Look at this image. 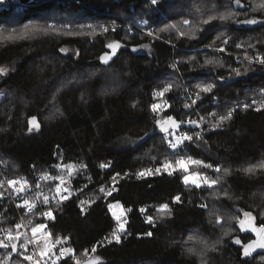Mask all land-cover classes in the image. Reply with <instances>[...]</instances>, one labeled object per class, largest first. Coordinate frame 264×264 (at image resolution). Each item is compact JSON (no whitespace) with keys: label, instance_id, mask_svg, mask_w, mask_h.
<instances>
[{"label":"trees","instance_id":"obj_1","mask_svg":"<svg viewBox=\"0 0 264 264\" xmlns=\"http://www.w3.org/2000/svg\"><path fill=\"white\" fill-rule=\"evenodd\" d=\"M70 1L71 5L66 7L51 3L23 13L0 14V69L4 70L0 72V162L4 164L6 181H24L26 185L20 197L26 199L38 188L37 175L42 172L53 173L66 165H73L76 171L70 182V187L79 194L76 200L62 204L51 195L47 203L43 201L44 208L52 213L51 220L45 221L43 217L39 220L34 215L32 229L47 224L52 236L67 238V248L73 250L75 259L81 260L87 250L85 257L99 256L100 264H264V254L242 260L243 246L254 238L245 234L239 223L224 238V229L215 222L217 211L220 216L250 212L256 218V227L264 224V169L257 168L254 173L243 171L264 162V66H256L255 72L243 80L231 79L236 70L246 71L248 66L236 65L232 58L215 53L223 49L241 57L264 59V10L255 11L262 22L246 29L238 26L236 17L228 16L231 8L228 10L225 3L219 4L223 0H215L214 7L212 0L205 1L194 10L197 14L194 24L187 19L189 26L171 25L164 36L159 35L151 44L149 52H143L141 47L148 42L146 39L126 33L102 34L91 30L77 33L76 25L80 20L77 22L75 18L80 12L91 10L95 16L109 11L118 16L128 15V8L134 6L135 15L130 17L145 16L157 32L156 21L169 20L166 16L168 1L155 8L142 4L147 0ZM232 2L234 9L236 3ZM245 4L240 1L241 8L234 11L247 14L255 7V4ZM49 9H54L52 13L60 10L64 16H56L57 21L51 23L52 19L47 17ZM211 9L210 17L214 19L209 15L206 19ZM77 10L80 12H75ZM221 16L229 18L222 20ZM64 23L71 25L69 31L59 29ZM33 28L45 30L24 35ZM175 28L181 40L175 35ZM191 28L204 32L200 40L192 41L187 35ZM22 32L23 38L11 41ZM229 34L231 36H223ZM249 39L250 44L245 41ZM108 42L119 43L118 54L110 63L101 64L100 57L111 54ZM254 45L256 50L251 51ZM173 52H176L173 59L179 60L178 72L170 71ZM123 56L127 62L121 61ZM190 58L195 61L186 63ZM110 70L115 71L110 80L112 84L104 83L105 86L110 84L106 88L102 78ZM204 72L212 74L201 75ZM84 73H101L102 77L92 76L64 87L65 80L79 78ZM163 76L172 87L178 85L179 90L173 87L170 91L165 102L167 110L159 120L150 108L155 104L152 96L156 90L168 86L166 83L158 86ZM208 84L213 85L211 91L200 90ZM185 88L200 97L198 111L204 119V129L199 138L195 137L196 125L188 123L195 119L194 113L180 99ZM239 106L245 109L227 120H218ZM55 109L57 113L52 116ZM31 117L36 118L39 128L29 133ZM168 117L182 129L156 133L158 126L171 124ZM183 135L193 141L185 146ZM159 139L166 145L176 142L182 146L177 152L168 147L170 153H185L203 165H211L205 168L216 173L215 194L226 196L225 200L215 201L216 209H210L214 195L211 190L189 188L179 175H156L153 166H147L145 154H149L151 147L160 149L156 143ZM124 140L139 143L133 148L117 147V143ZM143 168L152 170V174L138 176ZM217 168L220 171H216ZM224 169L228 170L227 174ZM44 185L45 180L43 188L40 187L48 196L50 186ZM101 188L111 189V195L100 197ZM177 196L179 201H174ZM53 199L58 201L57 206L51 205ZM109 204H119L127 213L120 243H108L115 228L108 212ZM163 204L168 205V211L158 220L155 208ZM15 214L8 200L0 204V231H7L0 241L8 245L0 247V264H32L25 257L29 254L33 257V249L29 246L23 250L20 242L13 239ZM148 217H152L153 224L147 223ZM31 231L29 239L37 240L30 238ZM9 234L14 241L8 243ZM193 236L201 240L193 242L189 239ZM205 243L212 245L211 250L206 246L202 248ZM94 246L95 253L91 251ZM59 252L52 251L56 256ZM56 263L75 264L63 258ZM40 264H52V260Z\"/></svg>","mask_w":264,"mask_h":264},{"label":"rangeland","instance_id":"obj_2","mask_svg":"<svg viewBox=\"0 0 264 264\" xmlns=\"http://www.w3.org/2000/svg\"><path fill=\"white\" fill-rule=\"evenodd\" d=\"M159 1H160V5L159 6H162L163 4L167 3V1L169 2L168 4H170V5L167 8L168 14H166L167 19L169 18V20L168 21L166 20L167 22H161L162 24L161 23H158V21H156V26H157V30H158L157 32H156V29L153 26H150V22L148 21V28L147 29H144L143 28L141 31L144 32V33H150V34H152L151 35V38L144 37L141 32H139V33L134 32L135 29L133 31L132 30H128L133 25H134V27H136V28L139 29L140 28L139 22H142L143 20L147 19V18H145V16H139L138 14H136V16L132 19L130 16H132V14L135 15V12L132 11V9H133V8H131L132 6H130L128 8V12H129L128 15H119V16H118V14H116V13L113 14L110 11L106 15L105 14H102V15H96L95 16V13H93L92 10L89 13H82L79 10H77L75 12H80V14H82V17L79 14L78 15V18H75L77 20L73 19V21L75 20L77 22L80 20V22L77 23V25H76V32L78 33V32H82V31H90L91 30L92 33L93 32H96V33L101 32L102 34H109V33H112V34H114V33L125 34L126 33V34H130V35H133V36L136 35L138 38H140V39H146L148 41L147 43H145L144 45H142L143 47H141V48H142V51L143 52H149V50L151 49V44L153 42L157 41V37L159 35L164 36V34L166 33V31H168V29H166V28H168V27L170 28L171 25H175V23H177L176 25H178V26H180L182 24L184 25L185 23H183V19L184 20L189 19V20H191V24H194L193 20H195V18L197 16V14L194 13V10H195L196 6H198V4H201V3L205 2V1L207 2L209 0H159ZM232 1L233 0H223L222 2L220 1L219 4H224L225 3L224 6L227 7L228 10H229V8H231V10H230L231 12L229 11L230 13H228V16L231 17V18L236 17V19L239 20V21H237L238 26H244L245 23H241V22L242 21H247V20H256L257 23H255V24H260V22H262V20H259L256 17L255 11H258L259 8L257 6L260 5V4H262V3H264V0H250V2H252L251 3L252 5L255 4V7H253V9L256 8V10L254 11L252 9L251 11H248L247 14H242V13L241 14H237L235 11H236V9H240L241 6L235 4V7L233 9L232 8V4H233ZM240 1H244L246 3L245 4L246 6L247 5L249 6V4H250L248 2V0H240ZM49 3L50 2L46 3L45 5L48 6V5L51 4V3L50 4ZM214 3H216L215 0H212V6L214 5ZM144 4H145L144 6H146V5L147 6L148 5L151 6L150 3L145 2V1H144ZM151 8H155V7H151ZM33 9H35V8H33ZM212 9L206 14V19H207V15H209V17H210V14L212 12ZM51 10H54V9H49V12H48L49 14L47 16L49 19H52V20H50L51 23H52V21H57V17L56 16H58V15H63L64 16V14H60V12H61L60 10H58L56 13L50 12ZM263 10L264 9H262V11ZM107 12H108V10H107ZM92 18H94L95 20L92 19ZM170 18H173V20H170ZM50 22H49V25H51ZM233 22H234V19H232V23ZM74 24H76V23H74ZM186 25L189 26V24H186ZM70 26H67V24L64 23V24H62L61 27H59V29L60 30H63V31H69L70 30ZM144 30H147V31H150V32H147V31H144ZM76 32H73V33L74 34H77ZM23 34H24L23 32L21 34L20 33L17 34L16 36H14L11 39V41H13L14 38L20 39ZM201 34H204V32H202V30H197V29H192L191 28L188 31V34L187 35L188 36H191V40L193 41V40H200V38L202 36ZM92 35H94V34H92ZM175 35L177 36L178 40H181L182 39V36H180L177 28H175ZM223 36H231V34H229V35H223ZM245 41H247V43L250 44L251 39L245 40ZM108 43L109 44H112V42H108ZM224 44L226 45V42H224ZM239 44H241V42ZM249 44H247L248 47H249ZM239 48H241V47H239ZM253 50H256L255 49V45L254 46H251V51H253ZM193 51L199 52L200 50H187V52H193ZM216 51H218V50H216ZM64 52H66V50H64ZM174 53H176V52H173V54H172V61L170 63V71H171V68L173 67L172 65H173V61H174V59H173L174 58ZM223 55L228 56L227 54H223ZM233 55H235V54H233ZM229 56H231V55H229ZM237 56H239V55H237ZM241 58L243 59V63L242 64L247 65L248 66L247 67L248 69L246 71L245 70L239 71V75H237V73L236 74L233 73L234 75L231 76V77H233L231 79L237 78L236 80H243V79L247 78L249 75L251 76L255 72V67L257 65H254L252 62H253V60H256V56L253 57L255 59H252L251 57H248V58H250V60L249 59H246V57H243V56ZM121 61L127 62L126 61V57L123 56L122 59H121ZM189 61L194 62L195 60L193 58H190L186 63H188ZM261 66H264V64L261 65ZM114 71L115 70H110L108 72H105V74H104V76L102 78L103 84L105 82H107V81H109V83L112 84L110 80L113 78ZM97 73H99V72H97ZM101 73L100 74H96V73L95 74H92V73H84L79 78L76 77L77 79L76 78L67 79V80L64 81V87L65 86H70L74 82L75 83H80L81 81L82 82L83 81H86V80L90 79L92 76H94V77L96 76L97 78H100V77H102ZM115 75H114V78H116ZM228 82H230V81H228ZM158 83H160L158 85L159 87H163V85H164L163 83H166L167 85H170L171 84V82H169L167 79L165 80V77L164 76H163V78L161 77V81L158 82ZM107 84H108V82H107ZM107 84H106L107 87L105 86V84H104V87H106V88L110 87V84L109 85H107ZM172 85H174V84H172ZM173 87L171 86L170 90L167 91V92H165L163 96H157V95H154V94L152 96V99H153L154 103L159 106L158 109L156 111H154V112L157 113V117H158L159 120H162L163 119L164 112L167 110V105L165 104L166 97L169 94H171V92L173 90ZM174 88L177 89V90H179V86L178 85H176V87H174ZM161 89L162 88L156 90L155 93H158V92L163 91ZM109 90H110V88H109ZM186 90L187 89L185 88L182 92H185ZM150 110H151V112H153L152 107L150 108ZM56 113H57V110L55 109V111L53 112L52 116H54ZM35 129H37V128H35ZM35 129H33L32 131H34ZM171 136H173V134ZM174 137H175V135L172 138H174ZM176 142L179 143L180 140H178V138H177L176 139ZM138 143L139 142H137V141L124 140V141L118 142L117 143V147H119L120 149L133 148V147H136L138 145ZM156 143L158 144V147L160 149L157 150V149H154L153 147H151L147 151V152H149V154H145V157H146L145 163L147 164V166H151L152 165L154 171L156 169H160V171L158 173L155 171V174L156 175H168V176H171L173 174H177V175H179L181 177L182 182H183V177L185 175H190L192 172L199 173V174H201V177H200L201 187L197 188V187H195V185H193L191 183H189L187 185L184 182L183 183L186 186H189V188H195V189H198V190H201L202 189V190H208V191L211 190V194H214V195L211 197L210 204L212 206L210 207V209H212V208L216 209L218 207L217 203H215L216 200H225V198H226L225 195H219L220 196L219 197L218 196L219 193L215 194L216 193L215 192V188L217 187V184L212 185L211 187H209L207 184H204L203 183V178L204 177H207L209 180H215L214 179V177H215L214 175L216 174L215 171H211L210 172V170L208 168L203 167V163H202L201 165L189 164L188 165V172H184L182 169H180L178 166H176V161L177 160H183V161L187 162V161L193 160V159L190 158L189 155H187L185 153H183V154H176V155L170 153V150H169L168 147H169V144L171 142L169 144L167 143V145H166V144L163 143V139H159V140H156ZM166 162L167 163H171L173 165V169L165 170L164 167H163V165ZM145 170L146 169L143 168V171H141V172H144ZM169 172H171V174H169ZM75 173H76V171H75V169H73L72 174L69 175L68 169L66 167H58L56 172L54 171L53 173H49L48 171H44V172H42V174L37 175V177H38L37 181L42 184V181L45 180V185L44 186H46V187L47 186H50L49 191H47L48 192V196H47L48 199L51 197V195H54L60 201H62V204H63V203H66V202H70L71 200H76V197L79 195L78 192L74 191L70 187V185H71L70 182H71L72 178L74 177ZM143 176L146 177V176H149V175L146 174V175H143ZM61 179H63L65 181L64 184H61L60 183ZM57 186H60V188H61V191H60L59 195L57 194ZM65 188L67 189V191H64L63 190ZM34 190H35V193L30 194V197L31 198H29V203L30 204H33L34 205V208H35L37 206H40L42 204V201L40 199H38V197H37V194H36L37 188L36 187H35ZM108 190H111V189H108ZM96 195H97V193H96ZM103 195H105L104 192H102L100 194V197L103 196ZM61 196H65V197H67V199L61 200L60 199ZM107 196L105 195V197H107ZM89 197H90V195H89ZM25 200L28 201V198H26ZM85 201H88V200L86 199ZM39 203H40V205H39ZM159 208L160 207H156L155 208V210H156L155 212H157L156 213L157 214L156 218L158 220H162L163 217H164V215H165V213H167L168 210L166 212H161V211H159ZM108 212H109V215L111 216L112 220L115 222V228H114V230L118 229L119 224L121 222H124V231H125V227H126V224H127V221H126V217H127L126 215H127V213L121 208V206L120 207H114L111 211L108 208ZM113 212L116 213L117 216H120L121 215V212H123V216H121V219L119 221L116 218H114ZM17 213H18V211H17ZM17 213L15 214V220L17 221V219H18V221L16 222V225L14 226V228L11 231V233L13 234V239H15L16 241H19L20 242V246L23 245V250L25 248L29 247V246H30V248H32V246L30 245V239L27 238V237H24L23 234H21V233H19V232H17L15 230V227L17 225H19V223L21 225H23V226L26 225L25 224L26 222L23 223L22 221H20V218L21 217L24 218V216H22L20 213H18V214ZM143 213H144V211H143ZM209 213H210V211H209ZM217 213H218V211L216 212V215L215 216H217V218H219L220 223H217L216 222L217 221V218H216L215 222H216V224H218V226H221L220 227L221 229H224L223 236H224L225 233H227V235L225 234V237L224 238H227L231 234V229L233 228L234 225L238 224V220H246L247 219L243 215L244 212H240L239 213V216L236 213H233V212L230 215L225 214L223 216H220ZM237 213H238V211H237ZM18 216H20V217L18 218ZM37 217L40 220L41 216H37ZM147 219L148 218H146V221H147ZM34 222H35V219H34ZM256 222H257L256 221V218L254 217V220H253L252 223L254 224ZM147 223L148 224H153V221L151 223H149V222H147ZM34 227H37V226H34ZM124 231L118 233L120 235V237L122 236V234L124 233ZM40 232L41 231L37 232L34 235L33 232L31 231L30 238L31 239H38V238H40V236H41ZM200 240H201L200 237L193 236V240H192L193 242H196L197 243ZM11 241H14V240L9 239V238L7 239V242L8 243L11 242ZM112 242H115V241L113 240ZM45 244H47L48 246H50V244L47 243V241L45 239L43 241H41L40 243L38 242L37 254H35V253L33 254L32 253V256L34 258V260H31L30 261L32 264H36V261L39 258H40V263H42L44 260H52V261L53 260H56L55 257H57V256L56 255H53L52 251H51V253L48 256H45V257H43L41 259L40 253L44 249ZM36 246L37 245H34L33 247L35 248ZM205 246L206 247H209V250H211V248H212L211 247L212 245H210L209 243H205V245L202 248H204ZM33 251H34V249H33ZM36 255H38L39 258H36L35 257ZM29 256H30V254H29ZM90 258H92V257H85V256L82 257L81 256L80 259H81V261L84 262V261H87ZM56 262H58V260H56ZM2 264H4V262H2ZM14 264H18V263H14ZM56 264H58V263H56Z\"/></svg>","mask_w":264,"mask_h":264},{"label":"snow or ice","instance_id":"obj_3","mask_svg":"<svg viewBox=\"0 0 264 264\" xmlns=\"http://www.w3.org/2000/svg\"><path fill=\"white\" fill-rule=\"evenodd\" d=\"M157 2V0H152V3L155 4ZM234 2L239 5L240 3V0H234ZM258 8L260 9H264V3L260 4L257 6ZM254 11L256 10V8L253 9ZM229 17L228 16H221L220 19H228ZM210 19H214V17H210ZM185 24H188L189 22L187 20L184 21ZM205 23H207V21H205ZM241 23H246V24H255L257 23L256 20H247V21H242ZM172 27H175V25H173ZM45 29H42V28H33V29H29L26 31V33L24 34L25 36L27 35H30L34 32H38V31H44ZM23 38V37H21ZM239 47V45H237ZM107 47L111 48L112 49V53L113 55L115 54V51L118 47H120L119 43H113V44H109L107 45ZM135 51V49H133ZM221 51H223V49H221ZM111 57L108 55V54H105V55H102L100 57L101 61L103 62H107ZM246 59H249L248 57H246ZM258 60L259 63H262L264 64V59L260 58V57H257L256 58ZM208 63H211V61H208ZM4 70L3 69H0V72H3ZM237 71V75H239V71ZM213 85L212 84H208L206 86H203L200 88L201 91L203 92H209L211 91ZM171 88V85H168L166 86L163 91L161 92H158V93H154V95H157V96H163L165 92L169 91ZM158 105L156 104H153L152 105V109L153 111H156L158 109ZM185 107H188V105H185ZM231 117V111L226 115V116H221L220 117V120L223 121V120H227ZM168 122H171L172 126H176V121L173 120L172 117H168ZM30 127H29V131H32V128L35 127V128H39V124L36 122V118L35 117H31L28 121ZM188 123L190 124H193V125H197V121L195 120H191V121H188ZM157 124H160V121H157ZM198 126V125H197ZM218 126V125H217ZM161 130L162 131H167V128H165L163 125H161ZM199 138V137H197ZM183 139L185 140H190L191 137L189 136H184ZM176 145H172V147H175ZM189 164H195V165H201L202 162L201 161H198V160H189L187 162L183 161V160H177L176 161V166H178L180 169H182L184 172H188V165ZM204 167H211V165H203ZM67 169H68V172H69V175L72 174V171H73V168L74 166L73 165H66L65 166ZM102 167H106V165H102ZM164 169L165 170H168V169H173V165L171 163H165L163 165ZM257 168H261V169H264V162H261L260 164L258 165H255V166H251V167H248V168H245L243 169V171L245 173H254L256 171ZM175 170V169H174ZM157 173L160 171V169H156L155 170ZM216 171H220L219 168L216 169ZM224 172L225 174L228 173V170L227 169H224ZM150 175L152 174V170H145L144 172H140L138 173L137 175L138 176H143V175ZM169 174H171V172H169ZM200 177H201V174L199 173H196V172H192L190 175H185L183 177V182L187 185L189 183L195 185V187L199 188L201 187V182H200ZM10 186L12 185H15V184H21L20 181H9L8 182ZM61 184H64L65 181L63 179H61L60 181ZM203 183L204 184H207L209 187H211L212 185H215L218 183V180H209L207 177H204L203 178ZM24 187L25 185L24 184H21V186L19 188H16L15 190L17 192H22L24 190ZM64 191H67V189H63ZM114 190V189H113ZM61 191V188L60 186H57V194L59 195ZM101 192H104L105 195H111V191L110 190H106L104 188H101L100 189ZM61 200H64V199H67V197L65 196H61L60 197ZM174 201H179L180 197L177 196V197H174L173 198ZM44 202L47 203L48 202V197L45 196L44 198ZM84 202H82L83 204ZM24 205H26L29 209H31L32 207H34L33 204H30L29 201L25 200L24 201ZM114 207H120L119 204H116V205H113V204H109L108 205V208L109 210L111 211ZM130 210V209H129ZM168 210V205L167 204H163V205H160V208H159V211L161 212H166ZM144 209H141V212H143ZM45 216H47L48 218H52V213L49 211V212H46L44 213ZM244 217H246L247 219L246 220H238V223L241 227V229L243 230L245 228V225H247L252 232H254L256 234V239L255 240H252L250 241L248 244L244 245L243 246V255L244 256H248L250 255L255 249L257 248H260V249H264V224L260 225L259 227H256L252 222L254 220V217L252 216V214L250 212H244L243 213ZM113 216L114 218H116L118 221L121 219V216H123V212H121V215L120 216H117L116 213L113 212ZM147 222L151 223L152 222V217H148L147 219ZM217 223H220V220L219 218H217ZM17 227H20V225H17ZM46 228V225L44 224H40L38 225L37 227H34L32 229V232L33 234L35 235L37 232L43 230ZM124 231V222H121L119 224V227L118 229L114 230L111 234V238L108 239V243H111L113 240L116 242V243H120V240H121V237L120 235L118 234L119 232H123ZM227 235V233H225ZM147 235H151V233H147ZM51 234H48V237L50 238ZM9 239H11V235L9 234ZM65 240L67 239L66 237L64 238ZM190 240H192L193 238L192 237H189ZM63 241L59 238H57L55 240V243L59 244V243H62ZM236 243H240L239 240H236L235 241ZM201 243H203L201 241ZM54 246V245H53ZM0 247H8L7 244H5L3 241H0ZM21 247H23V245H21ZM214 250V249H213ZM12 251L15 252L16 251V245L13 244L12 245ZM72 249L71 248H62L60 250V255L56 257V260H59L61 258H63L64 256L66 255H69L72 253ZM91 251L93 253L96 252V248L95 246L91 249ZM189 251L191 252L192 249H189ZM51 253V247L48 246L47 244H45V247L44 249L41 251L40 253V257L41 259L45 256H48L49 254ZM84 255L86 256L87 255V250H85V253ZM25 259L31 261L33 260V257L31 256H26ZM74 261H75V264H82V261L81 260H78V259H75L73 258ZM56 260H53L52 261V264H56ZM101 262V258L99 256H95L93 258H90L88 259L87 261H84L83 264H100ZM36 264H39V261H36Z\"/></svg>","mask_w":264,"mask_h":264},{"label":"built area","instance_id":"obj_4","mask_svg":"<svg viewBox=\"0 0 264 264\" xmlns=\"http://www.w3.org/2000/svg\"><path fill=\"white\" fill-rule=\"evenodd\" d=\"M36 1V4L34 6H27L26 4L22 3L21 0H0V14L2 13H5V12H8V11H14V12H18V13H23L26 11V9H32V8H36V7H39L41 5H44L48 2L50 3H55L57 6H60L61 7V4L60 2L58 1H54L52 2L53 0H35ZM65 1H68V0H65ZM41 2V3H40ZM145 2H148L150 3V5L152 7H158L160 5V1L157 0V2L155 4L152 3V0H147ZM49 3V4H50ZM144 4V2L142 3ZM141 5V4H139ZM137 5V6H139ZM145 5V4H144ZM78 7H80V5H78ZM131 8L132 11L135 12V7L132 6ZM139 26L140 28H136L134 32H141L142 35L146 38H151V34L150 33H144L142 32L141 30L144 28V29H147L148 28V21L146 20H143L142 22H139ZM133 28V29H132ZM128 30H134V27L132 26L131 28H129ZM147 32H150V31H147ZM227 43V40L225 41ZM215 53H220V54H227L228 57L232 58L233 62L236 64V65H240L243 63V59L240 57V56H237V55H233V54H230V53H226L224 50L221 51V50H218V51H215ZM231 55V56H229ZM257 58V57H256ZM252 59H255V58H252ZM254 65H257V66H261L263 65L262 63H259L258 60H253L252 62ZM178 65H179V60H174L173 61V67L171 68V72H178ZM187 90L185 92H182L181 95H180V99H181V102L183 103V105H188V109H190V111H192L194 113V116H195V121H197V125H196V130L198 132H196L195 134V137H198L199 134L201 133V131L204 129V119L203 117L200 115V111H198V105H199V102H200V97L199 95L196 93V92H192L190 91L189 88H186ZM214 105H216V102H214ZM252 105H255L256 106V103L255 102H252ZM245 109V106H242L240 108L239 107H235L231 110V116L235 113H237L238 111L240 110H244ZM219 121L220 118L218 119ZM186 136V135H185ZM184 135L182 136L181 139H183ZM192 140H185L183 139V144L186 145V144H189ZM172 145H176L175 147H172ZM169 148L173 151V152H177L179 150H182V146H178V144L176 142H171L170 145H169ZM21 184H24L26 185V183L20 181ZM21 184H15V185H12L10 186V189H14V188H19L21 186ZM39 185H41V183L39 182ZM36 194H37V197L42 201V204L40 206H37V207H32L31 209H28L27 210V214L26 216L24 217L27 221L25 224H30L29 222V218L31 215H35V216H41V218L44 216L45 218H47V216L44 215V213L48 212V210H46L44 208V205H43V201H44V198H45V193L44 191L40 188V186L37 188V191H36ZM28 201H29V198H28ZM56 204V202H55ZM23 207V203L22 205L18 208V212L22 209ZM26 226V225H25ZM19 229H22L23 226H20L18 227ZM48 234H51L49 232V230L47 228L43 229V232L41 233V236L40 238H38L36 240V243L38 242H41L43 241V239H45L47 241V243L50 244V247L54 248V249H57V243H55V236H50V238L48 237ZM54 245V246H53ZM36 258H39L38 255L35 256Z\"/></svg>","mask_w":264,"mask_h":264},{"label":"bare ground","instance_id":"obj_5","mask_svg":"<svg viewBox=\"0 0 264 264\" xmlns=\"http://www.w3.org/2000/svg\"><path fill=\"white\" fill-rule=\"evenodd\" d=\"M58 2H60L59 0H57ZM72 3V1L68 0V1H65L63 0V2H60L61 6L62 7H66V6H70ZM107 24V23H106ZM114 25V24H113ZM127 25V24H126ZM105 26V25H104ZM107 28V27H106ZM114 28V27H113ZM109 30V29H108ZM144 31H147V30H144ZM152 35V34H151ZM2 100V99H1ZM194 136V135H193ZM194 138V137H193ZM197 138V137H196ZM193 141V140H192ZM179 146V144H178ZM186 146V145H185ZM24 182V181H22ZM25 183V182H24ZM42 184H44V180L42 181ZM41 184V185H42ZM8 183V181H6V177L4 176V164L2 162H0V204H3L6 202V200H8L11 205H12V208L14 209V211L17 213L18 211V208L22 205L23 203V207L22 209L18 212L20 213L22 216H26L27 214V210L29 209L26 205H24V198L23 197H20V193L21 192H17L14 188V189H10V185ZM39 185V182H38V187L41 186ZM41 188V187H40ZM42 189V188H41ZM39 199V198H38ZM36 200V199H35ZM38 201V200H37ZM56 202V204H55ZM40 205V203H39ZM52 206H57L58 205V201L56 199H54L51 203ZM37 206V205H36ZM24 212V213H23ZM49 212V211H48ZM17 213V214H18ZM20 216H18L19 218ZM44 220L45 221H49L51 218H45L43 216ZM29 222L30 224H26V226H23L19 223L20 226H23L22 229H19L17 226L15 227L16 231L23 234V236H26L27 238H29V232L31 231L32 227H33V222H32V219H33V215L30 216L29 218ZM18 221V219H17ZM15 221V225H16V222ZM20 221H22L23 223L26 222L27 220L25 218H20ZM45 225V224H44ZM46 228L49 230L48 228V225L46 224ZM43 232V230H41V233ZM49 232L51 233V231L49 230ZM40 233V234H41ZM7 235V231H0V238H2L3 236H6ZM52 235V234H51ZM55 238H59L61 239L63 242L62 243H59L57 244V249H54L51 247V251H54V250H58L60 251L62 248H67V245H68V241L67 240H64L62 237L60 236H55ZM44 240V239H43ZM40 243V242H39ZM30 245L32 246V248L34 249V253L37 254L35 248L33 247L34 245H38V243H36V240H30ZM59 255H60V252H59ZM75 258L73 256V253L69 254V255H66L63 257V259L65 260H70L71 262H75L74 259ZM37 261H39L40 263V258L37 259Z\"/></svg>","mask_w":264,"mask_h":264},{"label":"water","instance_id":"obj_6","mask_svg":"<svg viewBox=\"0 0 264 264\" xmlns=\"http://www.w3.org/2000/svg\"><path fill=\"white\" fill-rule=\"evenodd\" d=\"M22 3L26 4L27 6H34L36 4V1L35 0H21ZM245 9H241V11H244ZM255 27V24H244V28L246 29H252ZM118 54V48L116 49L115 51V54L113 55L112 53V50H111V54L109 55L111 58L106 62V64L110 63L112 60H114V58L116 57V55ZM100 63L101 64H105V62L101 61L100 60ZM212 73L210 72H204L202 73L201 75L203 76H211ZM36 122L38 123V121L36 120ZM165 128H167V131H162L161 130V125L158 126V131L156 133L158 134H162V133H166V132H169L171 130H174V131H180V129H182V126H171V124H164L163 125ZM29 123H28V132L31 133V131H29ZM190 126L188 125V128ZM35 129V127L32 128V130ZM147 139V138H146ZM243 231L245 232V234H248L250 236H252L254 238V240L256 239V234L254 232L251 231V229L245 225V228L243 229ZM260 254H264V249H260V248H257L255 249L250 255L248 256H244L243 255V252H242V260L243 261H247L253 257H255L256 255H260Z\"/></svg>","mask_w":264,"mask_h":264},{"label":"crops","instance_id":"obj_7","mask_svg":"<svg viewBox=\"0 0 264 264\" xmlns=\"http://www.w3.org/2000/svg\"><path fill=\"white\" fill-rule=\"evenodd\" d=\"M41 233V232H40Z\"/></svg>","mask_w":264,"mask_h":264}]
</instances>
